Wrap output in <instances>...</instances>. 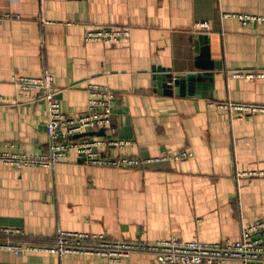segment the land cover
Returning <instances> with one entry per match:
<instances>
[{
	"label": "crops",
	"instance_id": "1",
	"mask_svg": "<svg viewBox=\"0 0 264 264\" xmlns=\"http://www.w3.org/2000/svg\"><path fill=\"white\" fill-rule=\"evenodd\" d=\"M222 14L264 18V0H0V152L49 153L46 102L24 99L13 83L47 72L67 115L87 109L89 84L111 88L114 128L132 142L123 153L149 161L126 171L90 167L76 153L53 170L0 162V243L53 247L63 231L131 245L215 244L239 241L244 227L264 219V175L239 176L264 173V114L236 120L217 106L264 105V76L231 77L240 70L264 75V23L244 27ZM198 21L210 23L201 34L222 66L213 99L155 92L153 66L185 74L194 65ZM99 27L130 36L87 43L86 33ZM180 152L192 156L169 159ZM0 264L158 263L153 252L137 250L118 261L0 252Z\"/></svg>",
	"mask_w": 264,
	"mask_h": 264
},
{
	"label": "built area",
	"instance_id": "2",
	"mask_svg": "<svg viewBox=\"0 0 264 264\" xmlns=\"http://www.w3.org/2000/svg\"><path fill=\"white\" fill-rule=\"evenodd\" d=\"M11 1V0H6ZM41 1V0H40ZM223 19H235L242 26L249 27L264 23V18L244 14H222ZM195 33H208L210 23L198 21L193 26ZM130 36L128 29L99 27L85 35L87 43L117 44ZM260 71H233L232 78L260 79ZM21 97L30 102H46V131L49 138V153L38 156H26L21 153L0 152V162L7 167L55 169L71 153H76L84 162L95 168L133 170L143 167L149 161L125 155L123 152L132 142L120 138L111 125L115 92L106 86L91 85L86 88L88 94L87 109L75 116L67 115L57 100L59 94L54 78L47 72L38 78L17 76L13 79ZM217 106L228 111L233 119L264 114V105L242 103H218ZM106 131L104 137H90V132ZM117 152L116 155H112ZM191 153L180 152L170 160L190 158ZM262 176L264 173H242L239 176ZM10 233V231H6ZM144 250L155 254L158 264H224L231 259L243 264L264 262V219L242 229L241 239L237 242L206 244L198 241L181 242L176 239L163 241L153 246L144 244L114 243L103 235L75 234L58 231L53 247L37 245H19L0 243V252H8L23 257L26 252L52 253L62 258L64 255L96 256L110 261L129 257L133 251Z\"/></svg>",
	"mask_w": 264,
	"mask_h": 264
},
{
	"label": "water",
	"instance_id": "3",
	"mask_svg": "<svg viewBox=\"0 0 264 264\" xmlns=\"http://www.w3.org/2000/svg\"><path fill=\"white\" fill-rule=\"evenodd\" d=\"M195 57L194 65L188 73L175 74L170 67L153 66L152 67V86L155 92L169 96H189L203 97L205 99H213V89L215 80V69L222 71V66L213 62L210 58V39L206 34L196 33L194 35ZM202 48V50L200 49ZM200 54V55H199ZM194 89V91H190ZM204 88L205 93L196 92ZM187 92V93H186ZM114 126V117L111 120ZM106 131L90 132L86 135L101 137Z\"/></svg>",
	"mask_w": 264,
	"mask_h": 264
}]
</instances>
